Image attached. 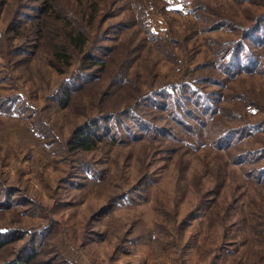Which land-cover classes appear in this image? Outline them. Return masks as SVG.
Segmentation results:
<instances>
[{
	"label": "trees",
	"instance_id": "obj_1",
	"mask_svg": "<svg viewBox=\"0 0 264 264\" xmlns=\"http://www.w3.org/2000/svg\"><path fill=\"white\" fill-rule=\"evenodd\" d=\"M158 2L155 12L194 17L182 39L155 33L142 0H0V83L10 90L0 93V116L25 126H16L24 137L34 129L37 139H54L29 102L37 100L39 62L43 85L46 70L53 72L56 83L46 101L72 118L61 150L68 154L65 161L75 160L61 178L62 190H105L103 204L85 222L82 245L107 241L114 233L122 241V223H106L116 202H147L155 175L145 169L151 163L144 158L175 162L181 178L188 156L201 150L211 160L189 179L196 193L192 211L207 215L208 227L219 225L221 238L213 249L204 241L196 244V264H264V87L254 81L264 80V0ZM222 28L227 36L210 35ZM199 35L204 50L195 47ZM200 52L202 61L189 69ZM159 59L172 75L159 73ZM18 86L26 89L25 98ZM130 146H140L138 179L128 189L107 191L113 185L105 164L109 151ZM97 151V159L87 158ZM237 172L254 193L244 203L236 196L238 183H225ZM181 183L176 180L163 212L178 230L186 223L177 219ZM62 190L57 186L51 203L39 204L0 180V264H80L72 258L74 235L65 211L72 204ZM12 195L34 207L36 224L4 223L8 214L21 216ZM99 223L102 232L94 229ZM129 223L131 234L140 223ZM150 233L161 237L154 247L162 244L164 251L181 238L164 222L154 223Z\"/></svg>",
	"mask_w": 264,
	"mask_h": 264
},
{
	"label": "rangeland",
	"instance_id": "obj_2",
	"mask_svg": "<svg viewBox=\"0 0 264 264\" xmlns=\"http://www.w3.org/2000/svg\"><path fill=\"white\" fill-rule=\"evenodd\" d=\"M142 1L146 3L144 7L149 14L151 27L159 35L172 36L177 40L182 39L189 23L194 22V17L190 13L182 15L171 12L163 15L161 12H155L159 11L160 3L158 0ZM212 1L216 2V0ZM210 35L214 38L227 36L223 28L210 33ZM202 41V35H199L198 40H195V47L204 50ZM191 42V40L187 42L188 49ZM178 48L174 51L181 54V50ZM202 58V52H200L193 59L189 60V69L195 65V62L202 61ZM39 66L40 70L34 80V87L37 90V100L29 102L32 103L31 107L41 114L43 124L47 128L52 129L54 139L51 136L48 139L39 137L35 132L38 137L37 139L34 129V131L27 130L28 136L25 135L26 137H24L17 130L16 126L23 129L25 126L18 125L17 122L19 121L16 119L0 116V180L10 187L25 191L29 197L39 204H50L52 200L49 199V195L54 190H57V186L60 190L63 189L61 178L67 174L69 167H73L74 165L72 162L75 160L74 157H70V161H65L64 159L67 158L68 154L61 150L63 149L61 142L64 141V138L68 134L72 118H66L65 112L60 109L54 110L53 105L46 101L47 97L51 95L50 91H52L51 89L54 87L56 79L51 70L45 69L46 81L48 80V83L47 85H43L37 78L44 71V67L40 62ZM156 67L159 73L172 75L173 70L162 59L157 61ZM1 76L2 74H0ZM254 81L258 87L261 84L264 87V80L254 79ZM8 88L9 84L0 83V93H10ZM17 89L18 93L25 98L26 89L20 86ZM138 147L140 146L113 148L109 151V158L105 164L108 171L107 174L113 178V185L106 186L107 191L114 190L115 193L116 191L128 189L132 184H135L139 177V172L142 170L141 164L136 159L140 151ZM45 148L47 150H43ZM97 152L94 155H87V158L97 159L100 155V152ZM31 158L34 160H31ZM210 160L211 154L207 151L200 150L190 154L187 160V170L181 178H178L175 162L165 163L158 157L155 159L148 156L144 158V162L151 163L145 169L155 175V184L148 190L147 202H133L134 205L128 199L116 202L110 211L109 219L112 218V220L106 223L107 226L111 224L116 226L122 223V241H120L121 239L116 240L114 236L117 234L114 233V236L107 239V241H83L82 245L85 222L89 214L103 204L106 198L105 190H103L104 192H97V187L87 190L83 189L82 191L71 187H69V190H62L72 204L71 206H66L65 210L68 214L71 233L74 235L75 246H72L74 251L72 258L78 262L81 260L80 264H196V244L204 241L205 248L213 249V247L219 246V239L221 238V227L219 225L208 227L207 215H195L192 211L196 205V193L189 179L194 172L201 170L204 163L210 162ZM231 170L237 171L234 167ZM230 177L226 176L225 183L226 185L238 183L240 188L237 190L236 196L239 195L241 197V200H239L242 203L254 196L253 191L249 187L247 189L244 188V182L239 172L236 173L235 179L232 180ZM176 180L184 181L185 183V185L181 183L184 194L179 202L177 218L178 220L186 218V223L183 224L181 230L172 226L170 222H167V218L163 216V212L167 210L171 198L175 193ZM14 201H16L14 207H16L17 211L21 212V216L8 214L4 223H11L13 225L16 224L15 222H18L25 226V228L36 224V216L30 213L34 207L21 202L17 196H14ZM136 219H138L140 224L131 234H128L127 229L129 228L130 220ZM113 222H115V225ZM159 222H164V224L172 227L176 232L181 233V238L177 241V247L171 246L165 251L162 244H160L161 249L154 247L156 246L157 239H161V237L157 233V235L155 233L151 234L150 229L154 223ZM94 229L102 232L105 227L103 228V225L99 223L98 225H94ZM135 236L139 237L134 238ZM170 239L171 237L168 238V240ZM64 244L67 247L68 240L64 241ZM119 246L122 249H118ZM156 250L159 251L154 252Z\"/></svg>",
	"mask_w": 264,
	"mask_h": 264
}]
</instances>
